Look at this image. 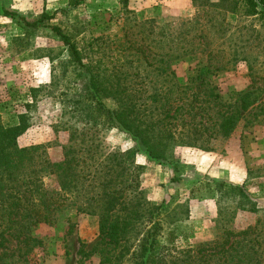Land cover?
I'll return each mask as SVG.
<instances>
[{"label":"rangeland","instance_id":"rangeland-1","mask_svg":"<svg viewBox=\"0 0 264 264\" xmlns=\"http://www.w3.org/2000/svg\"><path fill=\"white\" fill-rule=\"evenodd\" d=\"M61 8L69 10L52 22L73 34L89 73L73 63L51 30L28 28L7 15L17 11L32 20ZM162 57L171 59L170 70L156 69ZM119 79L128 90L122 96L141 89L138 103L155 90L171 89L174 97L185 90L200 93L208 123L219 119L218 110L243 115L229 136L216 134L207 149L172 143L165 161L134 154L137 167L124 178L136 179L143 196L162 206V243L173 231L179 248L195 246L225 228L264 220V19L239 0H85L77 6L69 0H0V118L7 127L26 124L19 147L40 145L53 162L68 151L87 158L90 145L99 146L101 161L134 150V137L96 111L99 99L117 108L112 85ZM44 181L58 186L54 174ZM237 186L249 199L233 190ZM74 200L33 228L42 243L28 253L30 264H101L95 249L99 217L82 210L83 195ZM254 205L258 211L249 210ZM70 223L74 231L68 234ZM16 243L12 239L10 247ZM131 255L112 264H137Z\"/></svg>","mask_w":264,"mask_h":264},{"label":"trees","instance_id":"trees-1","mask_svg":"<svg viewBox=\"0 0 264 264\" xmlns=\"http://www.w3.org/2000/svg\"><path fill=\"white\" fill-rule=\"evenodd\" d=\"M83 1L69 0V5L77 6ZM239 2H243L252 15L258 14L264 19V0ZM68 10L44 11L32 20L17 11H7V15L28 28L51 30L67 47L73 63L89 73L73 34L62 24L52 22L59 12ZM158 62V71L171 69V59L162 57ZM147 64L152 65V62L147 61ZM93 79L91 77L89 83L94 86ZM122 86V79L112 85L119 102L117 108L108 109L99 99L95 101L96 111L131 134L138 145L134 150L109 154L102 161L100 155L97 157L100 152L97 145L88 146L89 159L68 151L63 160L50 161L41 155L40 145L19 147L17 137L26 127L24 122L7 127L0 118V264H30L28 253L42 243L32 234L33 228L51 222L59 212L76 205L74 199L81 195L85 202L82 210L99 217L101 238L95 249L101 254V264L121 261L127 254H132L137 264H264L262 218L245 229L225 228L215 239L179 248L173 231L166 243L161 242L162 206L143 196L136 179L124 178L128 172L134 174L136 151L149 159L165 161L172 143L207 149L206 144L216 134L229 136L233 132L237 120L243 116L240 111L218 110L219 119L208 123L204 119L209 107L198 101L200 93L189 95L184 90L174 97L171 89L163 91L161 88L162 91L155 90L148 100L138 103L141 89H134L131 96H122L128 91ZM186 115H190V119ZM198 117L200 119H196ZM119 171L120 179L115 180V173ZM48 173L57 177V187L46 185L44 176ZM233 190H239L249 199L244 188L237 186ZM249 210L258 211V208L254 205ZM73 231L74 223H70L68 234ZM12 239H17L16 247H10ZM80 252L87 254L83 246Z\"/></svg>","mask_w":264,"mask_h":264}]
</instances>
